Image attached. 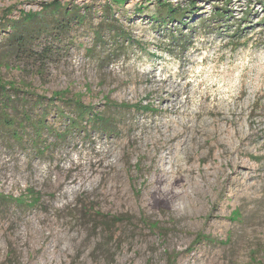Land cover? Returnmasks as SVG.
Masks as SVG:
<instances>
[{
    "label": "rangeland",
    "instance_id": "374dc122",
    "mask_svg": "<svg viewBox=\"0 0 264 264\" xmlns=\"http://www.w3.org/2000/svg\"><path fill=\"white\" fill-rule=\"evenodd\" d=\"M54 1L0 0V117L26 126H0V195L39 197L0 201V264H264V0H60L84 23L11 49ZM53 94L114 128L66 129Z\"/></svg>",
    "mask_w": 264,
    "mask_h": 264
},
{
    "label": "trees",
    "instance_id": "16d2710c",
    "mask_svg": "<svg viewBox=\"0 0 264 264\" xmlns=\"http://www.w3.org/2000/svg\"><path fill=\"white\" fill-rule=\"evenodd\" d=\"M157 3L160 4L159 8L166 12V16L163 17L164 14L161 13L152 16L155 22L166 23V18L172 20L179 16V10H175V8L171 7L169 4L162 3L161 1H158ZM41 18L43 21L47 22H41ZM85 19L86 16H80L77 11L74 12L72 9H70L69 5L61 3L60 0H55L51 4L45 5L39 13H21L18 20H11L5 26L6 29H8V33H6L8 35L5 40L11 49L15 51H24L25 48L31 46V43L34 39L41 36L43 31L48 32L50 30L51 33H56L57 36L60 37L62 34L64 35L68 33V27H70L72 22L75 25L83 24ZM2 29L5 30V28ZM11 92L14 94L19 93L18 88L14 84L8 87L7 84L0 81V99L2 100V107L4 110H6L9 105L14 103V97L11 95ZM37 100H39L38 104H41L42 106L44 105L41 97H38ZM55 100L60 101L62 104H56ZM49 102L51 103L47 106L54 108L58 115L66 117V119L69 121V125L66 128L68 130L74 128L80 129V125L83 123L97 125L109 130L114 128V121L111 117L106 118L102 116V114L94 112L93 108L83 105L79 99H66V97H63V95L53 94L49 99ZM65 107L72 108V113L75 115L74 118H71L70 115L65 114ZM4 110L2 116L0 117V126L3 125L6 128L11 129L13 136L17 137L19 135V127L21 130H23L26 128V126L22 120H18L16 116H12L6 113ZM47 110L48 109L42 111L39 119H37L35 123H32L33 126L38 129L37 133L39 135V131L41 132L43 129H48L50 131L52 130V128L47 124ZM24 119H26L28 122H32L27 111L24 112ZM0 201L14 202L21 207H33L37 205L39 197L33 193H28L27 195H22L17 198L0 195ZM169 259L173 262L171 264H176V258L174 256L170 257Z\"/></svg>",
    "mask_w": 264,
    "mask_h": 264
}]
</instances>
